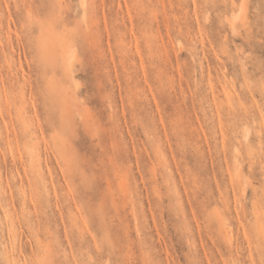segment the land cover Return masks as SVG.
<instances>
[{"label":"rangeland","instance_id":"374dc122","mask_svg":"<svg viewBox=\"0 0 264 264\" xmlns=\"http://www.w3.org/2000/svg\"><path fill=\"white\" fill-rule=\"evenodd\" d=\"M0 264H264V0H0Z\"/></svg>","mask_w":264,"mask_h":264},{"label":"bare ground","instance_id":"6f19581e","mask_svg":"<svg viewBox=\"0 0 264 264\" xmlns=\"http://www.w3.org/2000/svg\"><path fill=\"white\" fill-rule=\"evenodd\" d=\"M242 2H245V1H241V3H242ZM244 4H246V3H244ZM241 5L243 6V4H241ZM231 6H232V5H231ZM231 6H230V7H231ZM245 6H246V5H245ZM240 8H241V6H240ZM224 9H226V8H224ZM245 9H246V8H245ZM241 10H242V9H241ZM244 11H245V10H243V12H244ZM241 13H242V12L240 11V14H241ZM245 14H246V12H245ZM238 15H239V14H238ZM240 16H241V15H240ZM237 17H238V16H237ZM231 22H232V21H230L229 24H230ZM232 23H234V22H232ZM232 25H233V24H232ZM232 31H233V30H232Z\"/></svg>","mask_w":264,"mask_h":264}]
</instances>
